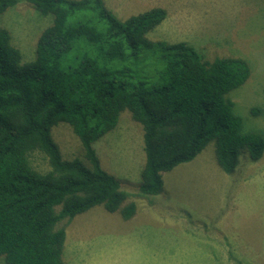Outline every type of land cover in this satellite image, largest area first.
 <instances>
[{
    "label": "trees",
    "instance_id": "trees-1",
    "mask_svg": "<svg viewBox=\"0 0 264 264\" xmlns=\"http://www.w3.org/2000/svg\"><path fill=\"white\" fill-rule=\"evenodd\" d=\"M52 23L21 63L8 30L0 28V256L6 264H64V227L94 206L135 213L93 144L123 111L142 127L144 162L137 191L162 193V173L194 159L214 142L215 161L234 172L264 153V131H245L227 94L248 78L237 57L205 60L185 42L152 41L166 17L153 7L120 20L104 0H26ZM18 0H0V14ZM252 114L259 110L254 108ZM67 123L85 163L63 160L51 128ZM41 154L46 172L30 164Z\"/></svg>",
    "mask_w": 264,
    "mask_h": 264
},
{
    "label": "rangeland",
    "instance_id": "rangeland-1",
    "mask_svg": "<svg viewBox=\"0 0 264 264\" xmlns=\"http://www.w3.org/2000/svg\"><path fill=\"white\" fill-rule=\"evenodd\" d=\"M120 20L161 7L165 19L147 33L152 41L185 42L205 60L244 59L247 80L230 91L233 112L245 131H264V0H104ZM26 0L0 14L21 63L35 57L36 41L52 23ZM258 113L252 114V109ZM51 136L63 160L85 163L71 127L59 122ZM93 147L100 165L134 202V215L124 220L94 206L64 227V264H264V153L247 162L242 150L231 174L215 161L214 142L194 159L163 173V192L139 198L137 186L144 162L142 127L123 111L116 126ZM263 157V159H262ZM246 158V159H245ZM31 166L46 172L45 158L35 152ZM0 264H6L0 256Z\"/></svg>",
    "mask_w": 264,
    "mask_h": 264
},
{
    "label": "crops",
    "instance_id": "crops-1",
    "mask_svg": "<svg viewBox=\"0 0 264 264\" xmlns=\"http://www.w3.org/2000/svg\"><path fill=\"white\" fill-rule=\"evenodd\" d=\"M262 159H263V157H262ZM162 176H163V173H162ZM162 180H163V177H162ZM164 185V184H163ZM163 192V191H162ZM140 197L139 198H141L142 200H144V199H146V197H143V195H139ZM131 202V201H130ZM134 203V202H133Z\"/></svg>",
    "mask_w": 264,
    "mask_h": 264
}]
</instances>
